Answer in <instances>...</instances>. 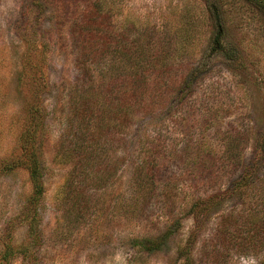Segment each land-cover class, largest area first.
<instances>
[{"label":"rangeland","instance_id":"rangeland-1","mask_svg":"<svg viewBox=\"0 0 264 264\" xmlns=\"http://www.w3.org/2000/svg\"><path fill=\"white\" fill-rule=\"evenodd\" d=\"M94 1L0 0V264H264V245L243 254L228 244L226 253L219 229L239 211L226 191L247 186L228 144L252 166L264 219V9L254 0H98L119 30L134 20L157 30L159 47L171 41L174 88L150 114L102 136L105 170L91 188L54 153L80 77L76 26ZM34 96L45 109L36 201L28 170L4 168L21 154ZM155 143L154 173L142 176L140 157Z\"/></svg>","mask_w":264,"mask_h":264},{"label":"trees","instance_id":"trees-1","mask_svg":"<svg viewBox=\"0 0 264 264\" xmlns=\"http://www.w3.org/2000/svg\"><path fill=\"white\" fill-rule=\"evenodd\" d=\"M254 1L264 9V0ZM115 24L112 8L103 9L98 0L91 2L82 12L76 26L82 54L74 61L80 77L69 89L65 116L69 124L64 125L54 153V158L60 156L69 164L68 175L89 177L88 186L91 188L101 184V180L90 176L98 170H105L102 163L107 156L105 144L101 143L102 136L119 132L135 117L139 119L150 114L162 105L165 92L174 88L170 74L175 48L171 41L159 47L157 30L136 24L134 20L121 30ZM166 72L169 74L164 75ZM27 114L28 122L19 136L21 154L4 168L23 166L28 170L34 188L31 199L36 201L45 188L43 158L38 143V138L41 139L45 133V109L37 101V96H34ZM141 131L142 128L137 126L136 136ZM156 149L155 143L146 156L140 157L136 170L142 176L147 170L154 173L157 161L153 153ZM224 151L230 165L242 162L243 172L237 183L247 186L226 191V194L239 199V211L236 215L231 213L223 217L220 235L225 252L230 244L239 253H254L257 247L264 245V235H260L264 233V219L258 218L257 192L250 181L252 166L232 155L237 154L234 144H228ZM258 194L264 205V181ZM199 216L196 211L195 217L198 219ZM147 242L156 243L150 239Z\"/></svg>","mask_w":264,"mask_h":264}]
</instances>
